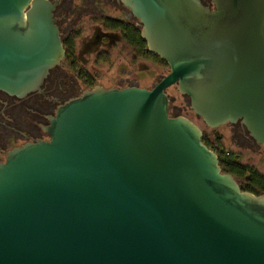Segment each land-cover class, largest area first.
<instances>
[{
  "label": "water",
  "instance_id": "1",
  "mask_svg": "<svg viewBox=\"0 0 264 264\" xmlns=\"http://www.w3.org/2000/svg\"><path fill=\"white\" fill-rule=\"evenodd\" d=\"M169 72L59 106L48 140L0 164V264H264V192L223 173L168 114L175 85L211 129L264 146V0H121ZM47 0H0V90L39 89L64 50Z\"/></svg>",
  "mask_w": 264,
  "mask_h": 264
},
{
  "label": "flooded vegetation",
  "instance_id": "2",
  "mask_svg": "<svg viewBox=\"0 0 264 264\" xmlns=\"http://www.w3.org/2000/svg\"><path fill=\"white\" fill-rule=\"evenodd\" d=\"M47 1L54 5L52 15L64 55L60 63L48 71L39 89L23 96L0 90V164L15 148L48 140L49 118L55 115L59 106L84 91L96 86L151 89L166 75L156 77L151 63H166L147 52L140 37V22L121 0ZM201 1L211 6V2ZM101 66L106 69L98 68ZM145 80L152 82L150 88L138 86ZM168 114L178 116L171 114L169 106ZM229 125L234 126L236 133L248 143L247 149L255 151L263 160L258 161V165L245 164L252 173L239 183L253 189L255 183L259 184L260 188H255V192L260 194L264 188V168L260 167L264 163V146L258 144L240 122ZM220 139L216 132L202 134V142L215 150Z\"/></svg>",
  "mask_w": 264,
  "mask_h": 264
},
{
  "label": "rangeland",
  "instance_id": "3",
  "mask_svg": "<svg viewBox=\"0 0 264 264\" xmlns=\"http://www.w3.org/2000/svg\"><path fill=\"white\" fill-rule=\"evenodd\" d=\"M207 3H210V0H204ZM151 63V61H150ZM149 63V64H150ZM118 65L114 68L115 71L118 70ZM152 70L155 72L156 77H161L169 72L168 67L159 62L154 61L151 63ZM102 70L106 69V66L98 67ZM139 87H151L152 82L151 81H144L139 83ZM165 93L169 99V108L171 109V114L178 115V116H184L190 121H192L194 124H196L202 131V134L210 135L213 132H216L218 136L221 137V139L217 142L215 146H217V151H227L228 153L235 156L239 163L241 164H248V165H258V161L261 157L258 156L255 151H251L250 149H247V142L244 141L243 137L240 135V133H236V128L232 125L226 124L221 125L216 129H211L207 127L201 120L200 117L195 115L192 110L189 108V101L188 98L180 95L177 92L176 86H170L165 90ZM249 147V146H248ZM260 167L264 168V163L260 165ZM238 184L243 182L242 180H237Z\"/></svg>",
  "mask_w": 264,
  "mask_h": 264
},
{
  "label": "trees",
  "instance_id": "4",
  "mask_svg": "<svg viewBox=\"0 0 264 264\" xmlns=\"http://www.w3.org/2000/svg\"><path fill=\"white\" fill-rule=\"evenodd\" d=\"M203 144L208 149L212 150L218 156L219 166L221 168V171L223 173H228V174L232 175V177H234V179L236 181L238 179L243 180V178L246 175H248V173H252V170L248 166L239 163L237 161V158L235 156H233L232 154L228 153L227 151L223 150L221 152H218L214 148H211L208 145H206L204 142H203ZM253 175H255L254 172H253ZM239 187L242 191H247V192H250V193L257 195V193L255 192V188H260V185L255 183L254 189H253V188L247 186L245 183H243L242 185L239 184ZM261 191L263 193L264 188H261Z\"/></svg>",
  "mask_w": 264,
  "mask_h": 264
}]
</instances>
